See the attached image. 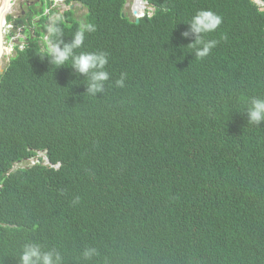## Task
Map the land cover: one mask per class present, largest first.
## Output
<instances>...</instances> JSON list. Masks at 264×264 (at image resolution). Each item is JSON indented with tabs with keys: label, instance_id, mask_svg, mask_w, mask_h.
Segmentation results:
<instances>
[{
	"label": "trees",
	"instance_id": "16d2710c",
	"mask_svg": "<svg viewBox=\"0 0 264 264\" xmlns=\"http://www.w3.org/2000/svg\"><path fill=\"white\" fill-rule=\"evenodd\" d=\"M72 1L83 3L88 10L85 23L96 27V31L86 35L83 45L75 49V54L104 52L109 58L112 72L107 71L110 78L104 91L96 96L86 93L88 80L75 74L71 59L59 67L43 58L39 42L46 33V25L39 23L42 30L38 31L32 20L22 18L16 25L29 35L30 44L23 51L16 47V55L0 82V165L15 143L12 129L21 118L11 112L9 104L13 98L17 102L35 98L38 111L48 109L50 123L35 135L49 137L59 144L55 159L61 164L62 180L40 171L21 176L26 191L43 195L40 207L31 209L27 215L44 224L47 219L70 211L68 207L86 214L93 202L94 184L79 182L77 177L82 175L94 180L109 195L98 202L95 229L85 235L79 250L71 249L62 256L63 264H78L89 247L109 253L104 264H111V259L113 264H129L122 244L118 243L121 239L118 232L139 230L137 222L124 217L132 203L141 207L155 232L166 231L165 224L176 230L175 238L170 239V248L178 256L175 264H223L221 252L213 251L214 237L227 236L249 205L258 208L253 191L258 185L264 186V122L248 124L245 115L236 113V103L228 100V91L248 87L264 99V75H257L264 73V59L259 62L251 59L250 67L252 50L242 44L253 31V18L247 16V11L239 14L241 0L233 4L229 0H211L209 6H200V10L220 15L223 26L229 23L235 26L211 54L200 58L193 54L182 35L196 13L195 0L181 1L177 12L164 10L141 21L146 30L159 28L148 39L146 51L134 48L127 39L128 19L122 18L125 0L67 2ZM157 2L165 7V0ZM58 24L60 35L52 39L62 37L68 43L82 23L73 13H67ZM224 32L222 28L220 33ZM205 36L207 41L212 40L209 34ZM169 43L187 49L183 53L188 59L184 68L167 63L164 48ZM216 55L223 66L220 84L206 80ZM161 65L179 69L193 92L188 95L174 92ZM124 73L125 86L118 87L116 81ZM180 86L178 82L177 91ZM173 100L184 102L190 109V119H168L163 124L181 131L180 138L164 134L162 124L150 128L106 124L117 101L165 105ZM143 136L151 137L153 143L145 144ZM2 174L0 168V181ZM69 186L73 192L68 190ZM53 194L58 197V205L49 203ZM14 199L11 181L5 179L0 206ZM230 200L234 212L211 210L213 206L219 209V202ZM196 219H201L200 223L191 222ZM129 241L133 243L136 238L129 236ZM88 260L102 262L95 256ZM167 261V255L159 256L157 264ZM225 263L241 264L239 260Z\"/></svg>",
	"mask_w": 264,
	"mask_h": 264
},
{
	"label": "clouds",
	"instance_id": "9594fccd",
	"mask_svg": "<svg viewBox=\"0 0 264 264\" xmlns=\"http://www.w3.org/2000/svg\"><path fill=\"white\" fill-rule=\"evenodd\" d=\"M20 0H15L11 9L5 17V24L2 29L0 44V82L2 77L16 55V47L25 50L30 44L29 35L22 32L16 25L18 19L32 20L33 27L38 31L42 30V23L46 25V33L40 39V52L43 58L47 57L53 66H64L71 59V68L75 74L84 76L88 82L86 93L96 96L104 91L105 82L109 80L112 72L110 61L106 53L82 52L75 54V49L80 48L86 35L96 31L95 25L86 24L87 8L82 2L68 0H23L19 5L20 14L14 18L13 10ZM183 0H165V7L157 0H125L122 11V18L128 19L127 39L136 49L146 51L148 39L157 32L159 28L146 30L141 21L145 18H154L164 10L166 12H177L180 2ZM197 2L196 13L191 21L187 23L186 30L182 34L186 38V44L193 50L197 57L211 54L213 49L226 39V34L235 26L229 23L223 26V18L217 13L204 9L200 6H209L211 0H195ZM231 4L235 0H229ZM81 9V10H80ZM86 10L83 17L77 16V10ZM240 15L247 11V16L254 20L253 31L250 32L247 40L242 44L251 48L250 60L259 62L264 59V0H243L237 10ZM67 13H73L74 17L82 24L79 26L71 42L66 43L62 37L59 40L52 39V36H59L61 29L58 21ZM36 22V23H35ZM225 29L223 34L221 29ZM25 29V28H24ZM20 34L19 42L15 36ZM35 37L34 30L31 31ZM205 34H209L212 40L207 41ZM103 37L99 46L103 43ZM2 45V46H1ZM98 46V47H99ZM97 47V48H98ZM180 44L169 43L164 48L167 63L173 67H183L187 58L183 57L184 51ZM172 51L174 52L172 54ZM5 57V58H4ZM3 58L9 59L6 65H2ZM42 58V59H43ZM169 87L176 93L188 95L193 92L189 86L188 79L176 68L161 65ZM223 74L217 55L211 62L209 74L206 80L210 83L220 84L219 79ZM264 75L258 72L257 75ZM126 73L121 74V78L116 81L118 87L125 86ZM181 82L180 89L176 90V84ZM228 100L236 103L235 111L238 115H245L248 124L260 125L264 122V99L257 97L256 92L251 87L246 90L229 92ZM36 99L27 98L22 102L14 100L9 104L11 112L15 117L21 115L19 122L12 129L15 136L9 151L2 158L0 168L3 171L0 181V196L5 189V179L11 181L16 199L0 206V264H63V255L71 249H80L81 241L87 233L92 232L99 218L98 202L109 195L108 191H102L99 185L91 178L79 175V182L94 184L92 205L86 214H80L75 209L68 207L70 211L53 216L41 224L37 217H29L27 214L31 209L40 207L43 199L42 193L26 191L21 185V176L30 172H44L55 179L62 180L60 166L55 159L59 150V144L53 139L45 136H36L35 132L44 129L50 120L47 118L48 109L38 111L35 108ZM187 118L190 119V109L182 101H169L165 105H157L150 101H140L131 104L128 101H117L116 105L106 121L110 127L121 125H135L142 128H150L155 125H163L168 119ZM162 132L180 138L181 131H176L168 125H163ZM8 139V138H7ZM145 144L153 143L149 136H143ZM7 142V140H6ZM5 142V143H6ZM5 145V144H4ZM76 174L75 170H70ZM93 186V185H92ZM68 190L73 192L72 187ZM253 200L258 208L251 205L245 209V215L230 228L227 236L214 237L213 251H220L223 255V264L226 260H239L241 264H264V186L258 185L253 191ZM57 195L51 196L50 204H57ZM76 203L79 202L77 197ZM219 209L211 208L215 212L227 213L232 211V201L218 203ZM126 219L137 222L138 231L122 229L118 233L121 239L124 253L129 264H157L159 256H168L166 264H175L178 256L170 248V239L175 238L176 230L172 226L165 224L166 231L160 229L155 232L146 221L142 209L138 204L132 203L127 213ZM196 219L191 222H199ZM129 236L136 238L131 243ZM152 245V246H151ZM151 246V248H150ZM151 255H150V251ZM107 252H98V249L89 247L83 252V258L78 264H104V257ZM102 262L90 261L93 257ZM113 264V260H110Z\"/></svg>",
	"mask_w": 264,
	"mask_h": 264
},
{
	"label": "water",
	"instance_id": "95a60500",
	"mask_svg": "<svg viewBox=\"0 0 264 264\" xmlns=\"http://www.w3.org/2000/svg\"><path fill=\"white\" fill-rule=\"evenodd\" d=\"M14 1L15 0H0V4L1 3L3 4V9L0 14V44H1V37H2V29H3V25L5 24V17L8 14L9 10L11 9V6L13 5Z\"/></svg>",
	"mask_w": 264,
	"mask_h": 264
},
{
	"label": "rangeland",
	"instance_id": "374dc122",
	"mask_svg": "<svg viewBox=\"0 0 264 264\" xmlns=\"http://www.w3.org/2000/svg\"><path fill=\"white\" fill-rule=\"evenodd\" d=\"M23 0H20L17 4H16V6H15V8H14V10H13V17L14 18H17L18 16H19V14L21 13L20 12V10H19V5L21 4V2H22ZM81 10V9H80ZM78 12H77V16L78 17H83L85 14H86V10H82V11H79V10H77ZM36 23V22H35ZM22 36L20 35V34H17L16 36H15V40H17V43L19 42V38H21ZM5 58V57H4ZM4 58H3V63H2V65L4 66V65H6L7 63H8V61H9V59L7 58V59H5L4 60Z\"/></svg>",
	"mask_w": 264,
	"mask_h": 264
},
{
	"label": "bare ground",
	"instance_id": "6f19581e",
	"mask_svg": "<svg viewBox=\"0 0 264 264\" xmlns=\"http://www.w3.org/2000/svg\"><path fill=\"white\" fill-rule=\"evenodd\" d=\"M2 9H3V4L1 3V4H0V14H1V12H2ZM59 166L61 167V164H59Z\"/></svg>",
	"mask_w": 264,
	"mask_h": 264
}]
</instances>
